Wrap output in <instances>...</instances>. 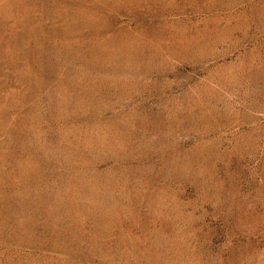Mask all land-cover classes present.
Masks as SVG:
<instances>
[{
	"label": "rangeland",
	"instance_id": "rangeland-1",
	"mask_svg": "<svg viewBox=\"0 0 264 264\" xmlns=\"http://www.w3.org/2000/svg\"><path fill=\"white\" fill-rule=\"evenodd\" d=\"M0 264H264V0H0Z\"/></svg>",
	"mask_w": 264,
	"mask_h": 264
}]
</instances>
